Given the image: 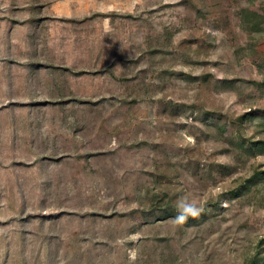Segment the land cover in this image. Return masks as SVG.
I'll return each mask as SVG.
<instances>
[{
  "label": "rangeland",
  "instance_id": "374dc122",
  "mask_svg": "<svg viewBox=\"0 0 264 264\" xmlns=\"http://www.w3.org/2000/svg\"><path fill=\"white\" fill-rule=\"evenodd\" d=\"M248 7L0 0V264H264Z\"/></svg>",
  "mask_w": 264,
  "mask_h": 264
},
{
  "label": "trees",
  "instance_id": "16d2710c",
  "mask_svg": "<svg viewBox=\"0 0 264 264\" xmlns=\"http://www.w3.org/2000/svg\"><path fill=\"white\" fill-rule=\"evenodd\" d=\"M243 17L246 25L250 30L254 31H261L264 29V17L261 10L254 8V7H248L243 9ZM254 147L258 150H264V142H261L257 144Z\"/></svg>",
  "mask_w": 264,
  "mask_h": 264
},
{
  "label": "clouds",
  "instance_id": "9594fccd",
  "mask_svg": "<svg viewBox=\"0 0 264 264\" xmlns=\"http://www.w3.org/2000/svg\"><path fill=\"white\" fill-rule=\"evenodd\" d=\"M200 209H198L196 206L191 204H178L177 205V215L175 217V220L177 222H183L188 218L189 215H199Z\"/></svg>",
  "mask_w": 264,
  "mask_h": 264
}]
</instances>
